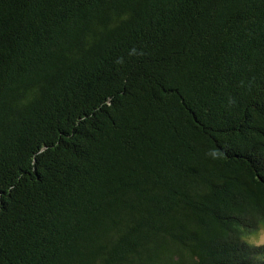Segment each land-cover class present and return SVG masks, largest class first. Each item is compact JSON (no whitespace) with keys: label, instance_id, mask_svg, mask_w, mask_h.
<instances>
[{"label":"trees","instance_id":"16d2710c","mask_svg":"<svg viewBox=\"0 0 264 264\" xmlns=\"http://www.w3.org/2000/svg\"><path fill=\"white\" fill-rule=\"evenodd\" d=\"M264 0H0V264H264Z\"/></svg>","mask_w":264,"mask_h":264},{"label":"rangeland","instance_id":"374dc122","mask_svg":"<svg viewBox=\"0 0 264 264\" xmlns=\"http://www.w3.org/2000/svg\"><path fill=\"white\" fill-rule=\"evenodd\" d=\"M253 242L256 243L257 245L264 244V230L258 233V235L254 238Z\"/></svg>","mask_w":264,"mask_h":264},{"label":"snow or ice","instance_id":"6c2138e0","mask_svg":"<svg viewBox=\"0 0 264 264\" xmlns=\"http://www.w3.org/2000/svg\"><path fill=\"white\" fill-rule=\"evenodd\" d=\"M261 167L264 168V162L261 163Z\"/></svg>","mask_w":264,"mask_h":264}]
</instances>
